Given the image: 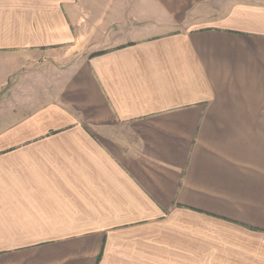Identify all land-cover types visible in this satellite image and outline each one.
<instances>
[{
    "label": "crops",
    "instance_id": "obj_1",
    "mask_svg": "<svg viewBox=\"0 0 264 264\" xmlns=\"http://www.w3.org/2000/svg\"><path fill=\"white\" fill-rule=\"evenodd\" d=\"M0 264H264V0H0Z\"/></svg>",
    "mask_w": 264,
    "mask_h": 264
}]
</instances>
